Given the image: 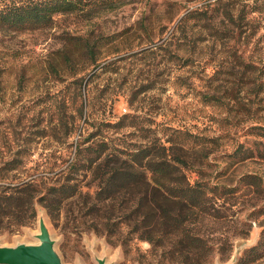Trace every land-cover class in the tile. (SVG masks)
I'll return each instance as SVG.
<instances>
[{
    "label": "rangeland",
    "instance_id": "rangeland-1",
    "mask_svg": "<svg viewBox=\"0 0 264 264\" xmlns=\"http://www.w3.org/2000/svg\"><path fill=\"white\" fill-rule=\"evenodd\" d=\"M70 1L44 27L0 18V192L62 183L82 142L146 147L179 168L166 184L219 187L221 220L202 227L232 237L229 259L212 264H237L264 228V0ZM79 180L92 192L90 175ZM90 204L75 197L49 215L35 203L20 227L4 218L0 246L36 244L42 217L62 264H141L88 229Z\"/></svg>",
    "mask_w": 264,
    "mask_h": 264
},
{
    "label": "trees",
    "instance_id": "trees-1",
    "mask_svg": "<svg viewBox=\"0 0 264 264\" xmlns=\"http://www.w3.org/2000/svg\"><path fill=\"white\" fill-rule=\"evenodd\" d=\"M72 10L70 0H12L0 18L12 28L30 29L44 27L54 15ZM256 132L264 148V126L256 127ZM82 145L83 142L77 147L62 183L44 188L42 180H32L4 187L0 192V225L11 215L19 218V227L26 223L25 217L34 219L35 203L45 207L50 215L53 204L58 208L84 196L92 201L85 212L89 217L88 229L103 235L109 245L119 246L125 258L132 257L141 264H212L216 257L221 262L229 259L232 237L202 227L221 220L213 204L220 194L219 187L166 184L162 180L171 178L179 168L166 155L159 162L153 161L149 158L151 150L146 147L138 153L125 154L109 151L104 141ZM161 150L167 151L164 146ZM87 174L95 184L92 192L79 180ZM254 178L250 177L248 184L258 179ZM257 241L242 253L237 264L264 261V228ZM140 244L147 245L145 250L140 249Z\"/></svg>",
    "mask_w": 264,
    "mask_h": 264
},
{
    "label": "water",
    "instance_id": "water-1",
    "mask_svg": "<svg viewBox=\"0 0 264 264\" xmlns=\"http://www.w3.org/2000/svg\"><path fill=\"white\" fill-rule=\"evenodd\" d=\"M38 231L33 236L37 240L36 244L0 246V264H62L42 217L39 219ZM98 264H104V261L99 260Z\"/></svg>",
    "mask_w": 264,
    "mask_h": 264
}]
</instances>
